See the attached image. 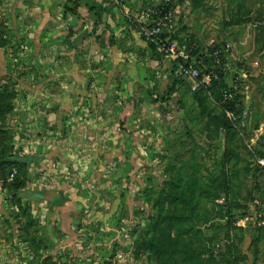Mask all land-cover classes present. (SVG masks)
Returning a JSON list of instances; mask_svg holds the SVG:
<instances>
[{"label":"rangeland","instance_id":"374dc122","mask_svg":"<svg viewBox=\"0 0 264 264\" xmlns=\"http://www.w3.org/2000/svg\"><path fill=\"white\" fill-rule=\"evenodd\" d=\"M192 1L171 0L174 28L162 37L175 57L163 62L156 46L155 69L116 82L129 94L109 99L112 141L91 139L84 126L97 113L80 112L87 159L76 192L56 201L75 199L74 237L95 264H264V0ZM191 47H217L222 62L208 69L192 56L199 76L189 79Z\"/></svg>","mask_w":264,"mask_h":264},{"label":"crops","instance_id":"0c3cea01","mask_svg":"<svg viewBox=\"0 0 264 264\" xmlns=\"http://www.w3.org/2000/svg\"><path fill=\"white\" fill-rule=\"evenodd\" d=\"M154 2L0 0V145L25 182L14 200L0 194V264H95L74 237L75 199L56 200L76 192L87 159L83 108L97 113L84 126L90 138L112 141L109 99L129 94L116 82L155 69L130 21Z\"/></svg>","mask_w":264,"mask_h":264},{"label":"built area","instance_id":"2783aa9c","mask_svg":"<svg viewBox=\"0 0 264 264\" xmlns=\"http://www.w3.org/2000/svg\"><path fill=\"white\" fill-rule=\"evenodd\" d=\"M158 2L159 3L157 5H152L141 9L137 14L138 20L136 22L138 24L139 34L143 41L147 43V45H161L164 54L169 55L170 57H175L174 42H172L170 39L169 41H167L162 37L165 34H171L174 28V16L171 9V0H158ZM1 24L2 19L0 16V26ZM192 49L194 48L191 47V50ZM184 59L187 60L188 57L185 55ZM182 73L189 79L193 80L197 79L199 76V71L196 68L188 65H184ZM257 165L264 173V159L257 161ZM16 175L17 171L15 169H12L11 173L7 175L5 182L9 183ZM3 183L4 181L2 178V166L0 159V194H3ZM247 223L254 225L256 223L255 217L247 218ZM257 224H264V219Z\"/></svg>","mask_w":264,"mask_h":264},{"label":"trees","instance_id":"16d2710c","mask_svg":"<svg viewBox=\"0 0 264 264\" xmlns=\"http://www.w3.org/2000/svg\"><path fill=\"white\" fill-rule=\"evenodd\" d=\"M192 2H193V5L196 7L198 0H193ZM1 40L2 39H0V42H1ZM148 46L152 51H155V52L158 51L156 46H153V45H148ZM158 53L162 55L163 51H159ZM192 56L196 57L197 65H199L200 67L204 66L208 69H210L213 66L218 65L220 61L222 62V57H221L222 55H220L217 47L213 48L208 55H202V56L198 55V50L196 48L192 49V50L190 49V51L188 53L187 61L186 62L182 61V62H184V64L187 66V64H189ZM211 83H212V86L214 88H216L217 90L224 89L222 87V83L221 82L220 83L214 82L213 78H211ZM3 105H4V103H2V95H0V114L3 112V109H4ZM3 154L4 153H3L2 149H1V145H0V159H1V166H2V178L4 181V183L2 185L3 195L8 197L9 199L14 200V199H16V197H19L18 192H19V190H21L25 186V182L22 179L20 173L16 169L15 170L17 171V175L12 179V181H10L9 183L5 182L7 175L9 173H11L12 169H14V168L12 167V162H10L8 159H5ZM155 246L157 248H163L157 242H155ZM166 248H168V246ZM166 248H165V250H166ZM174 251L177 254H180V255L183 254L184 255L185 252L187 251V245L183 244L180 247H176V249ZM171 252H172V250H171ZM171 252H170V254H171ZM192 257H194V255H192ZM200 264H211V263L207 262L205 259H202Z\"/></svg>","mask_w":264,"mask_h":264}]
</instances>
